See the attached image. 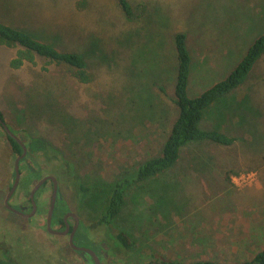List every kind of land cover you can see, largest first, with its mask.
<instances>
[{
  "label": "rangeland",
  "instance_id": "obj_1",
  "mask_svg": "<svg viewBox=\"0 0 264 264\" xmlns=\"http://www.w3.org/2000/svg\"><path fill=\"white\" fill-rule=\"evenodd\" d=\"M127 1L131 16L116 0H0V21L86 60L91 80L82 83L71 67L44 58L15 68L17 49L0 45V111L30 147L12 202L29 212L31 188L52 175L59 179L57 213H78L89 239L97 237L93 220L112 185L160 153L178 115L175 36H186L193 97L224 79L264 33V0ZM200 127L235 141H190L171 168L130 184L123 209L100 229L106 264L126 258L119 231L134 254L181 263L246 261L264 249V55L242 87L205 109ZM15 157L0 128V259L2 249L17 247L22 264L89 263L72 253L67 238L46 230L50 181L36 197V217L4 207ZM60 158L74 176L58 178L67 171Z\"/></svg>",
  "mask_w": 264,
  "mask_h": 264
},
{
  "label": "trees",
  "instance_id": "obj_2",
  "mask_svg": "<svg viewBox=\"0 0 264 264\" xmlns=\"http://www.w3.org/2000/svg\"><path fill=\"white\" fill-rule=\"evenodd\" d=\"M116 2L125 15H132V9L127 0H116ZM0 45L17 49L16 58H13L11 62V65L15 68L25 63H30L34 58L39 57L56 64L71 67L74 70V77L79 82L86 83L91 80V75L87 71L86 60L82 54L72 50H62L51 42L2 21H0ZM175 50L177 68L174 82V102L178 108V115L162 144L160 153L146 159L140 164L133 178H125L112 185L107 203L95 223V226L98 225L100 229L106 228L123 209L126 203L125 192L127 187L132 183L142 182L171 168L178 161L181 148L186 143L190 141H211L217 144L230 145L235 141L234 137L228 136L218 130L201 129L200 123L205 109L220 98L242 87L247 81L251 70L264 55V33L251 43L245 55L224 79L193 97L189 96L187 92L191 74V57L186 46V36L182 33H178L175 36ZM0 117L3 119L1 111ZM7 138L13 149L17 153H20V146L9 136ZM54 153L58 154L56 151ZM61 161L62 163L58 166L67 171L59 170L58 172L61 175L58 178L64 179L66 176H74L70 163L64 159H61ZM231 173V171L227 172L228 179ZM79 187V194L80 192L85 193L87 191L80 184ZM116 241L123 248L126 256L123 264H264V249L258 251L250 260L246 261L227 263L205 260L193 263H181L160 259L153 253L146 254L145 256L134 254L131 249L133 243L124 231L117 233ZM18 245L27 255H33L28 248L24 249L22 245ZM15 248L17 247H14L13 250H9L8 248L2 249L4 259H0V264H22L16 258L17 253L14 251ZM37 255L35 254L34 256Z\"/></svg>",
  "mask_w": 264,
  "mask_h": 264
},
{
  "label": "flooded vegetation",
  "instance_id": "obj_3",
  "mask_svg": "<svg viewBox=\"0 0 264 264\" xmlns=\"http://www.w3.org/2000/svg\"><path fill=\"white\" fill-rule=\"evenodd\" d=\"M0 128H2V130H3V133L5 134V136L7 135L6 133H5V131H4V129H3V127L1 126V124H0ZM8 136V135H7ZM7 136H6V138H7ZM18 136V135H17ZM19 137V136H18ZM20 138V137H19ZM21 139V138H20ZM7 141H9L8 140V138H7ZM21 141H23L24 142V144L26 145V148H27V152H26V155L24 156V157H22L21 158V160H20V162H19V170H20V178H21V168H20V163L22 162V161H24V160H26L28 157H29V155H30V147H29V144H27L24 140H22L21 139ZM19 145V144H18ZM36 145L38 146V147H41V149L43 148L44 149V147H42L41 145H40V142H38L37 141V143H36ZM21 148V147H20ZM14 150V149H13ZM14 152L16 153V157L18 156V155H20L21 153H22V149H21V152L20 153H17L15 150H14ZM16 157H15V159H16ZM33 170V169H32ZM13 172H14V166H13ZM32 176V175H31ZM45 176H47V175H45ZM42 177H44V176H42ZM41 177V178H42ZM41 178H39L38 179V181L41 179ZM57 179V178H56ZM37 181V182H38ZM49 182L50 180H46L38 189H37V191L35 192V194H34V200H35V203H36V211H35V213L33 214V216H31V217H24L25 219H32V218H34V217H36L37 215H39L40 214V212H41V210H39V208H38V204H37V200H36V197L38 196V194L41 192V190H42V188H43V186L45 185V183L46 182ZM13 182H14V179H13ZM19 182H20V179H19ZM19 182H18V184H17V187H16V189H15V191L13 192V194L11 195V197H10V199H9V204L13 207V208H15V209H17V210H20V211H22V209L20 208V205L19 204H17V205H15V203H13L12 202V198L14 197V194H15V192H16V190H17V188H18V185H19ZM36 182V183H37ZM35 183V184H36ZM50 183L52 184V182L50 181ZM57 183H58V180H57ZM13 184V183H12ZM34 184V185H35ZM34 185H33V187H34ZM12 186V185H11ZM11 186H10V188H11ZM32 187V188H33ZM53 187V186H52ZM10 188H8V191L10 190ZM31 188V189H32ZM3 189V187L2 188H0V190H2ZM8 191H7V193H8ZM31 191V190H30ZM6 193V194H7ZM52 193V192H51ZM29 194H30V192H29ZM6 196V195H5ZM50 200H51V196H50ZM61 201V199H60V195H59V187H58V192H57V198H56V203H55V207H54V211H53V215H52V220H51V227L53 228V227H55V228H53L54 230H57V231H60V232H62V231H64L65 230V228H66V223L64 222V217H65V215L67 214V213H73V214H75L76 216H77V219H78V224H77V228H76V230H75V232H74V234H73V243L75 244V245H77V246H84V247H87V248H90L91 250H93L94 251V253L97 255V257L99 258V260H100V264H106L105 263V261L107 260V258L109 259V255H107L106 254V252L104 253V250L101 248V246H102V244L104 243V240H105V234L103 233V231H101L100 230V228H99V226L97 225V226H93V227H91V229H93V228H95V227H98V234H97V237L95 238V236H93L92 238H90L89 239V237H88V234H86L87 232H85L86 231V229L85 228H88V227H85L84 225H83V223H82V220H81V218H80V216H79V214L78 213H76V212H73V211H70V210H67V211H65V212H63L62 213V215L61 216H59V214L57 213V212H59L60 211V208H59V202ZM3 204H4V200H3ZM29 205H30V211L29 212H31L32 211V205H31V201H30V197H29ZM49 205H50V202H49ZM5 207V206H4ZM48 208H49V206H48ZM7 211L8 212H11V211H9L8 209H7ZM22 212H24V211H22ZM29 212H24V213H29ZM47 212H48V209H47ZM47 212H46V216H47ZM11 213H13V212H11ZM13 214H15V213H13ZM15 215H17V214H15ZM19 216V215H18ZM21 217H23V216H21ZM99 216H97L94 220H93V224H95L96 223V221H97V218H98ZM67 223H68V225H69V228H68V231L65 233V234H52V236H55V237H63V238H67V242H68V245H69V238H70V234H71V231L73 230V227H74V225H75V221H74V218L72 217V216H68L67 217ZM45 227H46V219H45ZM69 248H70V250L72 251V253H74V254H78V255H81V257H83V259L85 260H87L89 263H85V264H95L94 263V260H93V257L89 254V253H87V252H85V251H80V250H75V249H72L70 246H69ZM108 251V250H107ZM116 256V255H115ZM82 259V258H81ZM114 260H116V258L114 259ZM119 260V259H118ZM112 263V261H110L109 262V264H111Z\"/></svg>",
  "mask_w": 264,
  "mask_h": 264
},
{
  "label": "water",
  "instance_id": "obj_4",
  "mask_svg": "<svg viewBox=\"0 0 264 264\" xmlns=\"http://www.w3.org/2000/svg\"><path fill=\"white\" fill-rule=\"evenodd\" d=\"M0 124L3 127L5 133L12 138L17 144H19V146L22 149V153L20 155H18L16 157V159L14 160V182L10 188V190L8 191V193L6 194L5 198H4V206L6 209H8L9 211L19 215V216H23V217H31L33 216V214L36 211V203L34 200V194L37 191V189L46 181V180H50L52 182V193H51V200H50V205L48 208V212H47V216H46V230L47 232H49L50 234H65L68 231L69 225L67 223V217L68 216H72L74 218L75 221V225L73 227V230L71 231L70 234V238H69V246L72 249L75 250H80V251H85L87 253H89L94 260L95 264H100V260L97 257V255L94 253L93 250H91L90 248L84 247V246H77L73 243V234L77 228V224H78V219L77 216L73 213H67L64 217V222L66 223V228L64 231L60 232L57 230H54L51 227V220H52V215H53V211H54V207H55V203H56V198H57V192H58V183H57V179L52 176V175H47L42 177L35 185L34 187L31 189L29 197H30V201H31V205H32V211L29 213H24L20 210H17L15 208H13L10 204H9V199L11 197V195L13 194V192L15 191L17 184L19 182L20 179V170H19V162L21 160L22 157H24L26 155L27 152V148L26 145L24 144L23 141H21V139L9 128V126L6 124L5 120H3L0 117Z\"/></svg>",
  "mask_w": 264,
  "mask_h": 264
}]
</instances>
